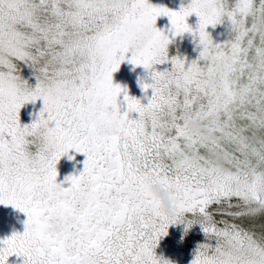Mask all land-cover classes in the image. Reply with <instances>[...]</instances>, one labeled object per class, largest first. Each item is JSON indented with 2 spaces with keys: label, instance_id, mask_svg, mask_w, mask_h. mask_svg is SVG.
Listing matches in <instances>:
<instances>
[{
  "label": "snow or ice",
  "instance_id": "1",
  "mask_svg": "<svg viewBox=\"0 0 264 264\" xmlns=\"http://www.w3.org/2000/svg\"><path fill=\"white\" fill-rule=\"evenodd\" d=\"M159 16L170 35L155 27ZM224 21L230 37L214 43L206 28ZM185 32L201 46L190 64L167 52ZM125 60L150 72L151 83L140 82L152 90L147 104L113 84ZM38 99L22 126L20 109ZM72 149L86 159L63 187L56 164ZM148 185L172 194L174 214ZM0 204L27 216L22 234L0 240V264L13 255L22 264H169L154 249L181 222L205 237L191 264H264V0H194L179 11L148 0H0Z\"/></svg>",
  "mask_w": 264,
  "mask_h": 264
},
{
  "label": "rangeland",
  "instance_id": "2",
  "mask_svg": "<svg viewBox=\"0 0 264 264\" xmlns=\"http://www.w3.org/2000/svg\"><path fill=\"white\" fill-rule=\"evenodd\" d=\"M162 0H148L153 5H160ZM189 0H169L164 6L173 11H179L181 6H186ZM186 22L196 29L198 24V17L193 13L186 18ZM155 27L161 30L164 34H169L171 27L169 18L167 16L157 17ZM206 31L211 35L214 43H223L230 37V26L227 21L215 27L209 25ZM201 51L199 45L198 35L185 32L172 38V42L167 47L168 56H177L185 59L186 63L196 60ZM202 63V62H200ZM171 67L169 63L163 65H155L157 71H164ZM19 75L22 79L27 80L30 85H35L36 80L32 75L31 69L21 63L19 65ZM113 84H118L127 90L130 97L137 98L142 104H147L148 99L152 95V90L148 89L145 93L141 88V81L144 83H151L150 72L145 70L143 66H134L127 60L123 61L118 71L112 74ZM124 93L122 92L117 98V104L121 114L127 111V102L124 100ZM147 97V98H146ZM43 106L42 100L35 102H26L19 112L20 123L30 124L36 115L40 112ZM137 113H130L129 117L136 119ZM53 126V125H50ZM74 157L69 159V157ZM86 157L83 154L77 153L74 149L69 150L66 155H63L56 164L58 172L56 181L62 183L63 187L70 186L65 182L67 176H78L83 171L84 160ZM191 218V214L186 213L185 219ZM27 216L20 210L11 205L5 206L0 204V240L10 237L14 232L23 233L25 230V222ZM205 242L204 233L199 224H193L191 227H186L185 222L169 225L167 235L162 236L154 253L157 258L168 261L169 264H191L193 259V252L196 247ZM189 243L190 248H180V244ZM2 246V245H0ZM23 258L15 255L8 258V264H22Z\"/></svg>",
  "mask_w": 264,
  "mask_h": 264
},
{
  "label": "clouds",
  "instance_id": "3",
  "mask_svg": "<svg viewBox=\"0 0 264 264\" xmlns=\"http://www.w3.org/2000/svg\"><path fill=\"white\" fill-rule=\"evenodd\" d=\"M194 4V0H189L186 6L181 7H188L189 5ZM180 7V8H181ZM144 39H147V34H144ZM191 127L195 130L201 127L200 123L196 120H192ZM148 191L160 202V206L165 213L174 214L173 204L174 199L172 194H170L166 189L158 185H148ZM62 224L63 219L57 218L51 225V230L57 234L61 233L62 231Z\"/></svg>",
  "mask_w": 264,
  "mask_h": 264
},
{
  "label": "trees",
  "instance_id": "4",
  "mask_svg": "<svg viewBox=\"0 0 264 264\" xmlns=\"http://www.w3.org/2000/svg\"><path fill=\"white\" fill-rule=\"evenodd\" d=\"M217 219H219V217ZM262 219H264V218H262ZM179 247L181 249L185 248L186 250H188V248H190V244L189 243L180 244Z\"/></svg>",
  "mask_w": 264,
  "mask_h": 264
},
{
  "label": "flooded vegetation",
  "instance_id": "5",
  "mask_svg": "<svg viewBox=\"0 0 264 264\" xmlns=\"http://www.w3.org/2000/svg\"><path fill=\"white\" fill-rule=\"evenodd\" d=\"M169 0H162L159 6H164ZM165 7V6H164Z\"/></svg>",
  "mask_w": 264,
  "mask_h": 264
}]
</instances>
